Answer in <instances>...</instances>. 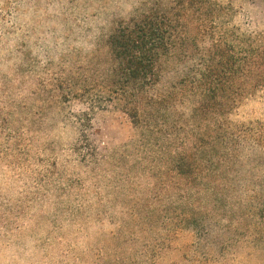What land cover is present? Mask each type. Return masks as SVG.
Returning <instances> with one entry per match:
<instances>
[{
    "label": "rangeland",
    "instance_id": "rangeland-1",
    "mask_svg": "<svg viewBox=\"0 0 264 264\" xmlns=\"http://www.w3.org/2000/svg\"><path fill=\"white\" fill-rule=\"evenodd\" d=\"M163 1L0 0V264H264V149L213 178L197 219L175 228L179 210L161 213L147 148L110 99L109 36ZM220 1L229 28L264 31V0ZM191 66L164 62L162 86ZM196 101L180 94L176 117ZM230 117L264 123V88ZM86 140L96 157L84 163Z\"/></svg>",
    "mask_w": 264,
    "mask_h": 264
},
{
    "label": "trees",
    "instance_id": "trees-1",
    "mask_svg": "<svg viewBox=\"0 0 264 264\" xmlns=\"http://www.w3.org/2000/svg\"><path fill=\"white\" fill-rule=\"evenodd\" d=\"M231 11L220 0H165L121 21L107 41L114 61L110 99L140 133L132 147L147 148L156 180L149 191L161 213L166 219L179 210L173 212L175 228L197 219L195 201L220 187L213 178L235 169L246 150L264 149L263 122L242 125L230 117L264 88V31L229 28ZM169 59L192 62L180 86H162ZM187 89L197 101L177 118L178 96ZM76 149L84 163L96 157L88 140Z\"/></svg>",
    "mask_w": 264,
    "mask_h": 264
}]
</instances>
